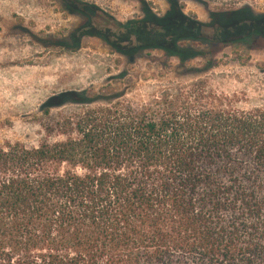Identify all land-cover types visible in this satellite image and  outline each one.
Instances as JSON below:
<instances>
[{
	"label": "trees",
	"instance_id": "16d2710c",
	"mask_svg": "<svg viewBox=\"0 0 264 264\" xmlns=\"http://www.w3.org/2000/svg\"><path fill=\"white\" fill-rule=\"evenodd\" d=\"M145 12L116 24L115 42L103 36L115 52L199 56L191 43L208 26L177 0ZM210 20L224 45L264 40L249 10ZM99 96L62 93L52 106L85 107L53 124L57 136L0 143V264H264V104L238 108L199 84L138 103Z\"/></svg>",
	"mask_w": 264,
	"mask_h": 264
},
{
	"label": "rangeland",
	"instance_id": "374dc122",
	"mask_svg": "<svg viewBox=\"0 0 264 264\" xmlns=\"http://www.w3.org/2000/svg\"><path fill=\"white\" fill-rule=\"evenodd\" d=\"M170 1L0 0V143L36 146L48 135L47 127L49 135L57 136L53 124L85 107L52 106L50 99L65 92L88 90L107 102L125 95L138 103L163 90L199 84L229 97L238 108L263 105L264 40L227 46L213 39L209 26L216 23L210 20L213 13L246 9L264 16V0H177L183 15L208 26L206 41L191 43L199 56L185 62L153 48L124 56L104 39L117 32L116 24L142 21L147 9L162 17ZM80 31L89 34L80 38ZM126 37L122 44L129 50L136 38L128 42ZM141 38L156 39L148 30H142Z\"/></svg>",
	"mask_w": 264,
	"mask_h": 264
}]
</instances>
